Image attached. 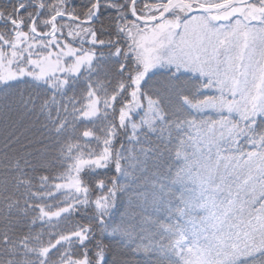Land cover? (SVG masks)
Segmentation results:
<instances>
[{
	"label": "snow or ice",
	"instance_id": "1",
	"mask_svg": "<svg viewBox=\"0 0 264 264\" xmlns=\"http://www.w3.org/2000/svg\"><path fill=\"white\" fill-rule=\"evenodd\" d=\"M0 264H264V0H0Z\"/></svg>",
	"mask_w": 264,
	"mask_h": 264
},
{
	"label": "rangeland",
	"instance_id": "2",
	"mask_svg": "<svg viewBox=\"0 0 264 264\" xmlns=\"http://www.w3.org/2000/svg\"><path fill=\"white\" fill-rule=\"evenodd\" d=\"M258 71V70H257Z\"/></svg>",
	"mask_w": 264,
	"mask_h": 264
}]
</instances>
